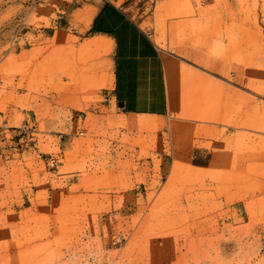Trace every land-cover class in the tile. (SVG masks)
Instances as JSON below:
<instances>
[{
    "label": "rangeland",
    "instance_id": "1",
    "mask_svg": "<svg viewBox=\"0 0 264 264\" xmlns=\"http://www.w3.org/2000/svg\"><path fill=\"white\" fill-rule=\"evenodd\" d=\"M162 1L128 10L193 65L150 116L77 44L91 0H0V264H264V0Z\"/></svg>",
    "mask_w": 264,
    "mask_h": 264
},
{
    "label": "crops",
    "instance_id": "2",
    "mask_svg": "<svg viewBox=\"0 0 264 264\" xmlns=\"http://www.w3.org/2000/svg\"><path fill=\"white\" fill-rule=\"evenodd\" d=\"M149 0H91L94 11L85 33H75L79 43L107 49L111 73L110 99L129 115L166 116L177 107L181 96L180 69L193 65L160 46L151 28L145 27L129 8L144 7ZM162 7L177 5L163 0ZM59 48L66 34L59 33ZM100 41V43H99ZM208 65L215 64L208 60ZM66 81V77L63 78Z\"/></svg>",
    "mask_w": 264,
    "mask_h": 264
},
{
    "label": "built area",
    "instance_id": "3",
    "mask_svg": "<svg viewBox=\"0 0 264 264\" xmlns=\"http://www.w3.org/2000/svg\"><path fill=\"white\" fill-rule=\"evenodd\" d=\"M58 162H59V158L57 156H54V155L49 156L48 163L51 167L56 166Z\"/></svg>",
    "mask_w": 264,
    "mask_h": 264
},
{
    "label": "bare ground",
    "instance_id": "4",
    "mask_svg": "<svg viewBox=\"0 0 264 264\" xmlns=\"http://www.w3.org/2000/svg\"><path fill=\"white\" fill-rule=\"evenodd\" d=\"M99 43H100V41H99Z\"/></svg>",
    "mask_w": 264,
    "mask_h": 264
}]
</instances>
